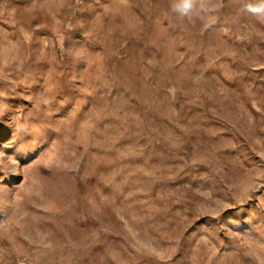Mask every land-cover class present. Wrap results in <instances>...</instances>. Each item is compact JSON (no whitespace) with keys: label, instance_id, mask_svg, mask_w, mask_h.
<instances>
[{"label":"rangeland","instance_id":"374dc122","mask_svg":"<svg viewBox=\"0 0 264 264\" xmlns=\"http://www.w3.org/2000/svg\"><path fill=\"white\" fill-rule=\"evenodd\" d=\"M181 2L0 0V264H264L260 0Z\"/></svg>","mask_w":264,"mask_h":264},{"label":"crops","instance_id":"0c3cea01","mask_svg":"<svg viewBox=\"0 0 264 264\" xmlns=\"http://www.w3.org/2000/svg\"><path fill=\"white\" fill-rule=\"evenodd\" d=\"M60 14L58 13L57 16L59 17L56 18L62 19L63 17ZM25 21L26 19H24V17H18L17 19L14 17H0V27L6 26L8 28L17 29L15 32L10 30H4L0 32V46L2 45L3 50L6 51L7 48L11 47V40L13 41V39L18 40L17 44H23L27 46L25 38L31 37L32 30L30 24H24ZM27 21L30 22V17L27 18Z\"/></svg>","mask_w":264,"mask_h":264},{"label":"clouds","instance_id":"9594fccd","mask_svg":"<svg viewBox=\"0 0 264 264\" xmlns=\"http://www.w3.org/2000/svg\"><path fill=\"white\" fill-rule=\"evenodd\" d=\"M192 7V0H182L179 10L182 13H187ZM248 11L252 13L262 14L264 13V0H260V3L256 6L249 5Z\"/></svg>","mask_w":264,"mask_h":264},{"label":"bare ground","instance_id":"6f19581e","mask_svg":"<svg viewBox=\"0 0 264 264\" xmlns=\"http://www.w3.org/2000/svg\"><path fill=\"white\" fill-rule=\"evenodd\" d=\"M12 172H13V173H11V176H13V175L15 174L16 170L13 169ZM7 178H10V175L7 176Z\"/></svg>","mask_w":264,"mask_h":264}]
</instances>
